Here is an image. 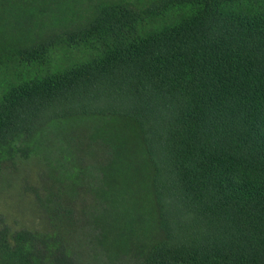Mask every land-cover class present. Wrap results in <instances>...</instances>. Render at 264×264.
Segmentation results:
<instances>
[{
  "label": "trees",
  "instance_id": "1",
  "mask_svg": "<svg viewBox=\"0 0 264 264\" xmlns=\"http://www.w3.org/2000/svg\"><path fill=\"white\" fill-rule=\"evenodd\" d=\"M0 264H264V0H0Z\"/></svg>",
  "mask_w": 264,
  "mask_h": 264
},
{
  "label": "rangeland",
  "instance_id": "2",
  "mask_svg": "<svg viewBox=\"0 0 264 264\" xmlns=\"http://www.w3.org/2000/svg\"><path fill=\"white\" fill-rule=\"evenodd\" d=\"M37 166L34 162L19 164L14 174L0 176V213L7 221L20 220L25 224L35 221L29 199L23 193V180L33 183Z\"/></svg>",
  "mask_w": 264,
  "mask_h": 264
}]
</instances>
